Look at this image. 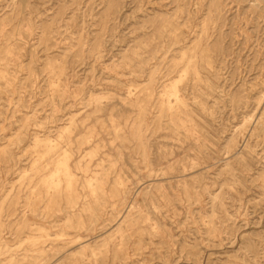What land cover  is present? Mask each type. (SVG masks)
Masks as SVG:
<instances>
[{
  "label": "rangeland",
  "instance_id": "374dc122",
  "mask_svg": "<svg viewBox=\"0 0 264 264\" xmlns=\"http://www.w3.org/2000/svg\"><path fill=\"white\" fill-rule=\"evenodd\" d=\"M0 264H264V0H0Z\"/></svg>",
  "mask_w": 264,
  "mask_h": 264
},
{
  "label": "bare ground",
  "instance_id": "6f19581e",
  "mask_svg": "<svg viewBox=\"0 0 264 264\" xmlns=\"http://www.w3.org/2000/svg\"><path fill=\"white\" fill-rule=\"evenodd\" d=\"M21 37V36H20ZM171 92L173 93V95L175 96L176 98V102H179V97L177 95V90H176V86H173L172 89H171ZM171 100V99H170ZM104 104V103H103ZM115 105V104H114ZM110 107V106H109ZM168 110L171 111L172 110V107L169 106L168 107ZM187 120V119H186ZM262 121V120H261ZM176 125V124H175ZM184 128V126H183ZM259 128V127H258ZM40 142L38 139H37V143ZM54 143V141H52V139H47L46 141V146L44 148V152L46 153V155H50L55 149L56 147L52 144ZM66 160H67V157H65L62 161H64L63 163V166L59 168L60 170V173L63 174L64 178H65V182H66V185H67V189H68V192H70L72 186H73V176L72 174L70 173V170L68 169V167L66 166ZM52 182V184H55V181L54 179L50 180ZM59 183V182H58ZM100 190V188H99Z\"/></svg>",
  "mask_w": 264,
  "mask_h": 264
}]
</instances>
